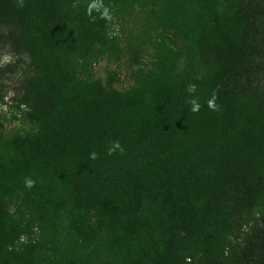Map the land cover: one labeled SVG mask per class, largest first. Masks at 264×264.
<instances>
[{
    "label": "trees",
    "instance_id": "trees-1",
    "mask_svg": "<svg viewBox=\"0 0 264 264\" xmlns=\"http://www.w3.org/2000/svg\"><path fill=\"white\" fill-rule=\"evenodd\" d=\"M124 18L151 52L119 91L87 71ZM0 28L29 67L0 122V264H264V0H0Z\"/></svg>",
    "mask_w": 264,
    "mask_h": 264
},
{
    "label": "rangeland",
    "instance_id": "rangeland-1",
    "mask_svg": "<svg viewBox=\"0 0 264 264\" xmlns=\"http://www.w3.org/2000/svg\"><path fill=\"white\" fill-rule=\"evenodd\" d=\"M140 30L138 18H124L114 22L111 33L119 41L117 54L101 57L93 62L87 71L89 77L101 84L110 83L111 88L115 90L130 88L133 79L148 69L151 52L147 38L143 37L141 42L137 40ZM9 32V29L0 28V118H3L0 122L4 126L5 135L19 127L13 119V116H16L14 105L21 94L22 79L29 73L26 57L14 52L9 45ZM133 42L138 44L135 57L127 52ZM80 74L83 76L84 72ZM259 223L260 215L254 213L246 224L233 226L232 233L227 239V251L236 252L242 246L244 237L259 228Z\"/></svg>",
    "mask_w": 264,
    "mask_h": 264
},
{
    "label": "clouds",
    "instance_id": "clouds-1",
    "mask_svg": "<svg viewBox=\"0 0 264 264\" xmlns=\"http://www.w3.org/2000/svg\"><path fill=\"white\" fill-rule=\"evenodd\" d=\"M94 7V5H90L89 6V14H91V9ZM196 88L197 86L195 84H189L187 86V91L189 93H195L196 92ZM216 99H217V96L215 94V92L213 93L212 95V98L208 101V107L215 111L218 109V105L216 104ZM189 103L191 105V111L192 112H199L200 108H201V105L198 103V97H193L189 100ZM116 152H119L120 154H123L124 152V148L123 146L120 144V142L117 140V141H112L110 142V145L108 147V151H107V154L108 155H113L115 154ZM98 153L93 151L91 154H90V159L92 160H95L98 158ZM25 186L27 188H32L35 186V181L32 180L31 178H25Z\"/></svg>",
    "mask_w": 264,
    "mask_h": 264
}]
</instances>
